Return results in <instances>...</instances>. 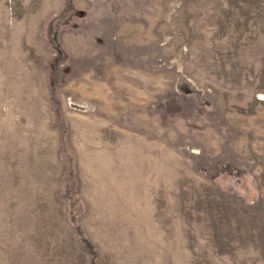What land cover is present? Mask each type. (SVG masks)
<instances>
[{"label":"rangeland","instance_id":"1","mask_svg":"<svg viewBox=\"0 0 264 264\" xmlns=\"http://www.w3.org/2000/svg\"><path fill=\"white\" fill-rule=\"evenodd\" d=\"M0 264H264V0H0Z\"/></svg>","mask_w":264,"mask_h":264}]
</instances>
